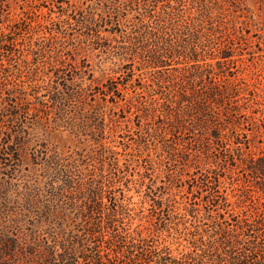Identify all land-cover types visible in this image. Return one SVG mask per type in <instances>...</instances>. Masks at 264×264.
Here are the masks:
<instances>
[{"label":"rangeland","instance_id":"374dc122","mask_svg":"<svg viewBox=\"0 0 264 264\" xmlns=\"http://www.w3.org/2000/svg\"><path fill=\"white\" fill-rule=\"evenodd\" d=\"M158 1L156 12L170 4L180 25L206 17L209 7L220 24L213 25L221 32L216 36L223 37L211 36L213 44H206L222 43L229 57L206 56L204 63L227 77L231 107L243 108L246 116L259 111L254 117L262 119L264 0ZM145 4L150 1L9 0L10 21L0 27V246L16 239L24 247L23 241L35 238L36 245H55L54 264H68L67 255L76 264H154L148 236L156 225L160 249L171 259L190 255L216 261L222 253L217 245L208 247L213 230L200 201L205 193L192 187L188 194L184 184L195 177L199 170L193 164L204 156L192 151L187 162H170L168 150L166 97L184 62L190 63L182 53L193 39L173 37L176 51H161L167 43L156 45L139 29ZM143 25L150 31L160 24L145 19ZM158 46L169 66L150 63ZM15 112L16 125L10 121ZM231 121L230 116L232 135L238 123L250 129L244 117L235 126ZM263 127L258 137L248 135L261 152ZM16 135L18 160L9 149ZM212 152L215 145L209 156ZM233 180L248 183L238 169L230 172L221 182L230 195ZM255 191H250L254 200ZM258 199L255 204L264 208L263 196ZM257 244L264 246V237Z\"/></svg>","mask_w":264,"mask_h":264},{"label":"trees","instance_id":"16d2710c","mask_svg":"<svg viewBox=\"0 0 264 264\" xmlns=\"http://www.w3.org/2000/svg\"><path fill=\"white\" fill-rule=\"evenodd\" d=\"M144 1H150V4H145L141 9L143 13L139 14V16L142 25L139 29H144V34L152 35L156 40V45L167 43L166 48H160L161 51L174 53L176 47L173 41L180 36L193 39L194 45L192 47L185 41L188 47L186 45V50L184 49V53H182L184 58H190V63L186 67V62H184L185 66L180 70L182 72L180 77L175 79L176 82L173 85L172 93L166 97L169 105L167 108L168 113L165 117L172 137V143L168 145V150H170V162H177L180 158L187 162L190 155H192L190 153L192 151L199 154L198 158H200L201 154L204 156L202 162H196V157L193 159L196 162L193 164L194 168L199 171L194 175L195 177L190 178L187 182L185 181L184 184H189L187 185L188 194H190L192 187L205 193V196L200 201L204 202V211L207 213V217L212 220L213 230L210 236L213 239L209 241L208 247L210 250H215L217 245L222 252L216 261L212 259L205 261V256L202 260L195 257L192 258L190 255L180 261L171 259L167 249H160V230L158 226L154 225L148 236L153 246V249H149L153 262L154 264H189V262L193 264H228V261L224 258L229 253L230 264H264V246L261 247V245L257 244V240L260 237H264V208H258L255 204V201L259 200L258 198L261 196L264 198V152L258 150L252 143V139L248 138V135L255 138L259 136V127L264 126V115L262 114V119H258L254 116L259 111H253V116H246L242 112L243 108L231 107L230 84L228 85L227 77L218 73L212 65L204 63L206 56H213L212 59L215 60L219 54V58L224 61L229 57L226 55L225 46L221 48V42L218 47L211 48L207 45L213 44L211 36L217 41H221V37H223V35L216 36V33L221 34V32L214 30L213 25L220 24L214 17L211 18L209 7L206 17L202 19L187 18L188 21L186 20L187 22H183L180 25L181 21H177L176 16L173 14V6L167 4L160 13H157L155 9L157 8L158 0ZM210 2L211 0L208 1V3ZM181 17V15L180 17L178 16V18ZM145 19L146 21L147 19H155L160 25L147 31L145 25H143ZM9 21V0H0V27ZM159 47H154L150 63L156 67L169 66L162 61L163 53L159 50ZM204 48L207 49L204 50ZM38 53L40 52L38 51L34 54L37 55ZM167 58L169 59L170 57ZM199 58L202 59L199 61ZM200 62L204 64L199 65ZM216 63L217 66L218 64L220 65L219 61ZM223 68L225 67L223 66ZM72 70H76V66L72 65ZM225 71L226 69L224 73ZM77 78L80 80L83 77L80 75ZM81 82L82 80L76 85L79 90V96L83 92V90H80ZM110 92L114 93V96L117 94V98H119L118 93H115L117 92L116 87H112ZM173 92H176V95H173ZM171 96L172 99H170ZM177 97H179L178 101L176 100ZM58 99L56 94H53L52 100L54 103H57ZM73 100L77 101L78 98L75 96L72 102ZM112 103L117 104V101L112 99ZM14 108L18 109V105H14ZM230 116L232 117V126H235L236 119L239 122L240 118L244 117V123H250V129L245 131V129H241L238 126V123L232 135L230 133ZM18 118L19 115L15 112L10 121L16 125L19 121ZM244 123L242 122V126ZM247 132L250 134H247ZM19 139L20 137L16 135L15 140L17 143L14 146L9 145V149L15 155L13 157L16 160H18ZM214 145L217 152H212L209 156V151ZM256 150L258 151L256 152ZM237 169L242 172L244 180L248 183L247 185H239V182L236 183L237 180H233L232 185L234 187L232 191L234 193L230 195L224 189V183L221 182L223 178L225 180L227 174ZM221 170L224 175L221 174ZM254 189H257V191ZM252 190L257 193V199L255 200L250 192ZM258 191L261 193L259 196ZM236 192L238 193L236 194ZM170 201L175 200L170 199ZM193 204H195V201ZM262 205L264 206L263 203ZM113 211L115 212L116 210L114 209ZM229 226L230 230L227 228ZM160 228L161 231L164 230L166 224L164 223ZM139 238H141V235H139ZM32 240L34 241L30 244H27L26 240L23 241L24 247H20L21 244L16 239H7L6 244L0 246V264H14L16 261H20L21 264H54L55 245H44L43 247L39 243L38 245L34 243L36 241L35 238ZM9 242L10 244L8 245ZM140 242L144 241L140 240ZM156 243L157 245L154 246ZM239 250L243 251L237 252ZM162 254H165V256L161 257ZM71 256L67 255L68 264H76L77 262L75 260L72 261L73 258ZM107 261L111 262L112 260L108 258Z\"/></svg>","mask_w":264,"mask_h":264}]
</instances>
